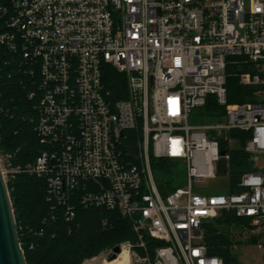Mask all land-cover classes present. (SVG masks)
<instances>
[{
  "label": "built area",
  "instance_id": "2783aa9c",
  "mask_svg": "<svg viewBox=\"0 0 264 264\" xmlns=\"http://www.w3.org/2000/svg\"><path fill=\"white\" fill-rule=\"evenodd\" d=\"M1 50L30 77L39 140L24 163L0 150L8 191L26 173L45 180L68 220L73 199L119 211L136 234L118 244L127 264H224L203 236L223 210L264 248V0H0ZM232 64L256 100L228 103ZM105 65L125 74V97H111ZM197 107L224 113L192 125ZM233 130L247 133L255 167L238 176L237 191ZM151 156L176 161L185 186L159 180ZM219 174L229 177L225 193L204 184Z\"/></svg>",
  "mask_w": 264,
  "mask_h": 264
},
{
  "label": "trees",
  "instance_id": "16d2710c",
  "mask_svg": "<svg viewBox=\"0 0 264 264\" xmlns=\"http://www.w3.org/2000/svg\"><path fill=\"white\" fill-rule=\"evenodd\" d=\"M13 58L5 50L0 51V150L17 153L18 160L24 163L33 160L39 152L35 122L30 119L36 114L33 108L35 100L29 97L32 89L30 77L17 68ZM239 71L237 64L227 69L228 103L256 100V87L241 84ZM125 78L124 73L111 65L104 66L103 79L113 99L125 97ZM218 110L220 116L223 115L224 108ZM230 134L239 141L238 146L230 150L229 163L233 184L231 191H237L235 183L238 176L255 167L243 148L247 133L233 130ZM225 143L222 137L223 150L227 149ZM150 161L159 180L165 177L168 185L173 182L172 175L179 169L176 161L154 156ZM9 193L27 264H82L84 259L97 256L123 241L136 240L132 221L117 210L84 207L73 199L75 216L68 220L64 206L52 208L47 198L45 180L36 175L19 174L9 184ZM52 213L56 215L55 218L51 217ZM241 220L233 210H223L203 224V236L209 253L220 256L224 264H242L231 250L234 239L231 230ZM145 238L151 244L150 238ZM247 241H259V238L252 235Z\"/></svg>",
  "mask_w": 264,
  "mask_h": 264
},
{
  "label": "rangeland",
  "instance_id": "374dc122",
  "mask_svg": "<svg viewBox=\"0 0 264 264\" xmlns=\"http://www.w3.org/2000/svg\"><path fill=\"white\" fill-rule=\"evenodd\" d=\"M213 111L211 107H197L193 109L190 116V124L192 125H205L215 123L220 119V115L211 117L210 113ZM234 148L238 146V142L232 145ZM260 165L264 168V159L260 160ZM173 185L185 186L186 178L185 174L175 173L172 175ZM229 183V177L224 175H218L216 177H210L206 179V184L210 190L219 193H225L227 191ZM233 244L231 250L235 253L242 264H263L264 262V248L259 241H247L250 237L247 232H244L238 225H234L232 228ZM111 253L107 251L100 253L92 258H86L82 264H105L104 260L109 261ZM117 255L115 258L116 259ZM112 259V260H113ZM120 261V262H119ZM113 264H127L126 259H120Z\"/></svg>",
  "mask_w": 264,
  "mask_h": 264
},
{
  "label": "water",
  "instance_id": "95a60500",
  "mask_svg": "<svg viewBox=\"0 0 264 264\" xmlns=\"http://www.w3.org/2000/svg\"><path fill=\"white\" fill-rule=\"evenodd\" d=\"M224 153V152H222ZM221 170H223L221 168ZM121 251L119 245L113 247L109 256L112 260ZM0 264H27L21 247L14 209L6 182L0 168Z\"/></svg>",
  "mask_w": 264,
  "mask_h": 264
},
{
  "label": "bare ground",
  "instance_id": "6f19581e",
  "mask_svg": "<svg viewBox=\"0 0 264 264\" xmlns=\"http://www.w3.org/2000/svg\"><path fill=\"white\" fill-rule=\"evenodd\" d=\"M127 257H128V256H127L126 251H123V252L120 253L118 259H113V260H109V261H104V263H105V264H113V263L119 261L120 259H126V260H127ZM119 262H120V261H119Z\"/></svg>",
  "mask_w": 264,
  "mask_h": 264
}]
</instances>
